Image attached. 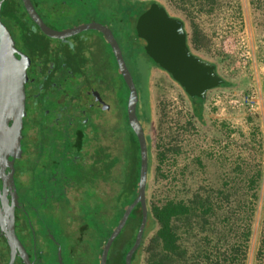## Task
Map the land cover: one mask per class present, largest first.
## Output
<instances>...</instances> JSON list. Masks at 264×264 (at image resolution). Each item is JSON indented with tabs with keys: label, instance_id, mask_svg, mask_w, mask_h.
<instances>
[{
	"label": "flooded vegetation",
	"instance_id": "obj_1",
	"mask_svg": "<svg viewBox=\"0 0 264 264\" xmlns=\"http://www.w3.org/2000/svg\"><path fill=\"white\" fill-rule=\"evenodd\" d=\"M31 3L54 30L90 22L108 27L131 72L119 41L120 22L125 35L130 31L120 19L119 0H113L107 14L91 13L73 21L67 13L83 8L66 13L58 9L57 0ZM58 12L66 13L63 19H58ZM0 21L10 32L14 55L26 71L20 149L16 141L0 133V264H84L83 250L88 264H95L106 240V219L115 221L121 216L122 199L137 194L139 144L128 122V88L124 94L121 83L126 84L99 29L50 36L28 15L22 0H2ZM135 22L127 37L131 43L139 40L144 51L145 40L136 36ZM105 58L111 60L110 66ZM106 72L120 76L119 90ZM136 115L146 141L147 198L151 133L148 117L143 118L137 104ZM12 231L17 244L9 243L6 236Z\"/></svg>",
	"mask_w": 264,
	"mask_h": 264
},
{
	"label": "rangeland",
	"instance_id": "obj_2",
	"mask_svg": "<svg viewBox=\"0 0 264 264\" xmlns=\"http://www.w3.org/2000/svg\"><path fill=\"white\" fill-rule=\"evenodd\" d=\"M157 1L184 20L191 50L215 63L224 78L207 91L203 121L197 119L182 87L140 48L139 40L131 43L128 39L134 17L129 20L127 35L120 22L119 41L138 90L137 108L143 118L148 117L145 121L151 133L152 175L147 198L157 204L168 199L194 201L188 220L177 221L184 252L167 264H213L215 251H222L232 240L236 223L232 220L245 216L235 208L234 201L240 198H255L244 263L255 264L264 205V9L254 8L250 0ZM113 6V0H57L58 9L66 13L83 8L67 13L70 21L91 13L107 14ZM65 12H58L59 20ZM119 14L123 18L121 7ZM192 24L199 30L197 47L190 41ZM105 59L110 66L111 60ZM106 73L119 90L120 76ZM256 173L257 185L249 189L248 179ZM204 202L213 204L210 213L201 209ZM244 222L240 220L238 225ZM218 237L217 247H211ZM80 253L88 264L86 251Z\"/></svg>",
	"mask_w": 264,
	"mask_h": 264
},
{
	"label": "water",
	"instance_id": "obj_3",
	"mask_svg": "<svg viewBox=\"0 0 264 264\" xmlns=\"http://www.w3.org/2000/svg\"><path fill=\"white\" fill-rule=\"evenodd\" d=\"M2 0H0L1 3ZM28 15L50 36H67L86 28L99 29L110 45L116 64L123 81L128 88L127 116L134 130L138 144L140 167L137 184V194L124 208L118 222L108 234L102 246L99 264H106L109 248L114 238L119 234L126 219L136 204L141 207V219L135 238L125 253V264H131V258L140 244L144 226L147 220V205L145 185L147 176V150L143 128L136 115L138 90L129 71L121 48L111 30L98 22L82 23L67 30H54L44 24L36 12L31 0H22ZM135 34L145 40V53L170 74L190 97L192 103H204L209 89L221 84L224 78L217 72L215 63L194 53L187 43V32L184 20L168 12L165 6L157 1L151 2L136 18ZM0 133L2 137L16 141L19 148V138L22 127V116L25 114L26 71L24 63L14 55L16 50L14 40L8 29L0 21ZM12 119L9 125L8 120ZM9 243L17 244L14 232L7 233ZM60 254V250H59Z\"/></svg>",
	"mask_w": 264,
	"mask_h": 264
},
{
	"label": "trees",
	"instance_id": "obj_4",
	"mask_svg": "<svg viewBox=\"0 0 264 264\" xmlns=\"http://www.w3.org/2000/svg\"><path fill=\"white\" fill-rule=\"evenodd\" d=\"M153 1L157 0H119L120 7L121 9H123V18H120L122 20V23L125 21V23L128 25L130 23L129 20H131L132 17H134V20H136L137 16ZM209 2L214 3L215 0H209ZM250 3L254 8L257 7L259 9H264V0H250ZM198 33L199 30L197 28V25L192 24L190 41H192V43L196 47L200 44L198 40ZM124 87L127 90V87ZM191 105L193 115H195L197 119L203 121L202 103L191 102ZM136 173L138 176V166ZM255 176H257V173L250 175V179H248V183L250 184L248 187L249 189H253L257 185ZM132 199L133 198H127L126 201L122 200V206L119 210V215H121V213L123 212L124 206L132 201ZM149 199L150 198H146V224L143 229L140 244L132 255L131 264H167V261L172 260V257L174 255H179L180 252H184L180 247L181 234L178 231L179 226L177 224V221L182 218L188 220V218L192 214V210L194 209V201H192V204H188L183 200L168 199L161 204H157L156 202H151ZM254 203L255 198H242V200L240 198L234 201L235 208H237V210H239L240 212L244 211L245 216L243 218H234L232 220L233 222H236L235 225L233 224L234 226H232L234 227L232 240L230 244L225 246L222 251H220L219 249L215 251V262L213 264L245 263L246 249L251 233L250 220L254 210ZM204 204L206 205L201 209L206 214L210 213V210L213 209V204H208L206 202H204ZM217 207L220 208L221 206ZM119 217L120 216L115 217V223H110L109 220L106 219L104 238H107L111 229L119 220ZM262 218V229L254 255L256 261L255 264H264V205ZM140 219L141 207L138 203L133 207L131 213L126 219L123 228L112 242L108 251L106 264H125V253L133 243L138 225L140 223ZM243 219L245 220V222L241 225H238L240 220ZM219 239H221V237H218L217 240L213 242L214 246L212 245L211 247H217ZM145 246L146 248L144 249ZM143 249L146 257L144 256ZM209 251L212 250L210 249ZM209 255L210 252L208 253V255L205 254L207 258ZM95 264H99V256Z\"/></svg>",
	"mask_w": 264,
	"mask_h": 264
}]
</instances>
